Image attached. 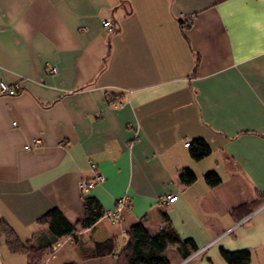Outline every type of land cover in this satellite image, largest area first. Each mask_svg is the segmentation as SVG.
Here are the masks:
<instances>
[{"label": "crops", "instance_id": "crops-1", "mask_svg": "<svg viewBox=\"0 0 264 264\" xmlns=\"http://www.w3.org/2000/svg\"><path fill=\"white\" fill-rule=\"evenodd\" d=\"M0 82L16 90L0 93V224L26 242L52 208L76 224L85 197L105 213L128 200L120 222L104 213L41 264H117L81 247L114 238L120 249L138 222L157 233L164 213L200 252L171 248V264H227L220 248L264 264V0H0ZM198 138L211 152L195 161L184 142ZM90 163L104 180L82 194ZM0 264H27L1 234Z\"/></svg>", "mask_w": 264, "mask_h": 264}, {"label": "trees", "instance_id": "trees-1", "mask_svg": "<svg viewBox=\"0 0 264 264\" xmlns=\"http://www.w3.org/2000/svg\"><path fill=\"white\" fill-rule=\"evenodd\" d=\"M188 151L193 160L199 161L210 154L211 148L205 140L198 138L189 143ZM195 178L194 172L188 168L182 169L178 174V179L183 185L191 184ZM204 180L209 186L220 183L215 171L207 172ZM260 204L259 199L238 205L233 209L232 216L239 222ZM104 213L99 201L88 196L84 198V215L76 224L69 223L57 208H52L37 221L38 225L47 226L46 233L38 231L28 241L21 242L12 228L6 222H1L0 234L4 237L10 252L26 255L27 264H41L45 255L51 254L52 245L61 237L67 235L76 237L79 230L92 227ZM171 248H174L182 260L197 250L192 239H182L179 236L164 213V225L155 234H150L144 224L138 222L126 232V242L122 248H118L114 238H109L102 242H92L89 248L81 247L80 251L83 258L114 255L117 264H171ZM219 253L227 264H249L251 258L249 249L230 251L220 248Z\"/></svg>", "mask_w": 264, "mask_h": 264}, {"label": "built area", "instance_id": "built-area-1", "mask_svg": "<svg viewBox=\"0 0 264 264\" xmlns=\"http://www.w3.org/2000/svg\"><path fill=\"white\" fill-rule=\"evenodd\" d=\"M102 27L107 30L108 32L113 31L114 23L111 19H104L102 20ZM48 72L54 74L57 72L56 67L48 68ZM16 92L15 88L8 86L4 82H0V93L6 95H13ZM40 141H35L33 144L37 145ZM184 146L188 147L189 143L184 142ZM25 149H29V146L26 145ZM92 169V177L91 179H81L79 182V188L82 194L87 193L90 191L96 184L101 183L104 180V176L96 170V166L93 163H90ZM177 199V195L175 194H168L163 197L164 202H173ZM128 200L126 197H121L117 200L116 205L113 210L108 211L105 213V217L111 223H117L122 220V213L123 210L127 207ZM247 217H244L242 220L239 221V224L245 222ZM200 252H194L191 256L197 255ZM190 256V257H191ZM47 264V262L43 263Z\"/></svg>", "mask_w": 264, "mask_h": 264}]
</instances>
